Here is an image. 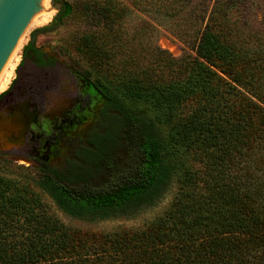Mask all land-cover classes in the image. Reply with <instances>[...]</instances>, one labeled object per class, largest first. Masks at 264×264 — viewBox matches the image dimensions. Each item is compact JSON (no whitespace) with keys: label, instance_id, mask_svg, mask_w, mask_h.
<instances>
[{"label":"trees","instance_id":"1","mask_svg":"<svg viewBox=\"0 0 264 264\" xmlns=\"http://www.w3.org/2000/svg\"><path fill=\"white\" fill-rule=\"evenodd\" d=\"M192 1L59 0L54 22L80 20L77 51L101 70L131 10L174 17ZM225 16L217 0L194 54L159 51V73L121 67L113 85L85 71L95 120L61 152L63 167L49 162L61 153L34 167L0 158V264H264V43L235 41ZM25 50L49 64L33 43ZM171 177L161 216L99 234L66 226L41 195L78 219L128 218Z\"/></svg>","mask_w":264,"mask_h":264},{"label":"rangeland","instance_id":"2","mask_svg":"<svg viewBox=\"0 0 264 264\" xmlns=\"http://www.w3.org/2000/svg\"><path fill=\"white\" fill-rule=\"evenodd\" d=\"M219 1L220 6L226 11L225 19L235 41L250 44L264 43V0H239L235 5L232 2L228 3L227 0ZM215 2L217 0H193L185 5L182 4L179 14L174 17L155 12L131 10L124 19L117 36L108 38L109 59L103 64V68L98 70V68H91L92 65L87 64L77 51L79 39L85 31L84 25L77 18L55 23L59 0H50L51 15L45 24L41 26L34 24L19 49V61L7 89L13 83L19 85L21 79L32 78L35 74H39L44 79L48 72V69L40 71L34 67L33 53L25 50L29 43H33L36 50L55 60L58 65L56 72H65V69L67 71L69 69L82 75L90 70L92 71L91 79L99 75L104 83L113 85L119 79L118 71L121 67L135 65L140 68H151L159 73V56L161 57L159 51H165L176 59L194 54L197 35L204 27ZM40 29L42 30L37 31ZM98 32L96 31L97 34ZM1 102L2 99L0 104ZM95 113L96 110L91 119L77 127L69 143L74 144L77 137L82 138L90 129L95 120ZM0 158H5L16 166H36L31 159V153H7L0 155ZM49 162L54 167H63L64 154H59L57 158H49ZM175 192L176 178L171 177L153 205L143 208L128 218L94 221L75 218L56 208L47 195L43 193L41 195L66 226L82 232L99 234L143 227L163 214L171 204Z\"/></svg>","mask_w":264,"mask_h":264},{"label":"flooded vegetation","instance_id":"3","mask_svg":"<svg viewBox=\"0 0 264 264\" xmlns=\"http://www.w3.org/2000/svg\"><path fill=\"white\" fill-rule=\"evenodd\" d=\"M42 60L49 64L39 65L35 57L33 59L36 69H48L44 79L39 74L21 79L19 85L13 83L0 98V121L12 115L17 105L23 102L27 103L28 111L37 112L36 122L29 126L23 144L6 150L0 142V155L31 153V159L35 162L41 153H61L72 146L69 142L77 127L94 115L99 96L91 82L69 69L56 72L58 65L55 60L43 53ZM25 109L20 108V111Z\"/></svg>","mask_w":264,"mask_h":264},{"label":"water","instance_id":"4","mask_svg":"<svg viewBox=\"0 0 264 264\" xmlns=\"http://www.w3.org/2000/svg\"><path fill=\"white\" fill-rule=\"evenodd\" d=\"M49 0H0V81ZM19 103L16 111L0 121V142L4 149L20 147L37 112ZM34 107V105H32ZM20 108H26L23 112Z\"/></svg>","mask_w":264,"mask_h":264},{"label":"bare ground","instance_id":"5","mask_svg":"<svg viewBox=\"0 0 264 264\" xmlns=\"http://www.w3.org/2000/svg\"><path fill=\"white\" fill-rule=\"evenodd\" d=\"M49 2H50V0L46 4L45 8L43 9V11L40 14L39 18L37 19L35 25L41 26L48 21L49 16L51 15L50 9H49V5H50ZM18 61H19V57H18V53H17L15 58L13 59L12 63L10 64L9 68L7 69L6 73L4 74L2 80L0 81V94L7 89L9 83L11 82L13 75H14L15 68L18 64Z\"/></svg>","mask_w":264,"mask_h":264}]
</instances>
